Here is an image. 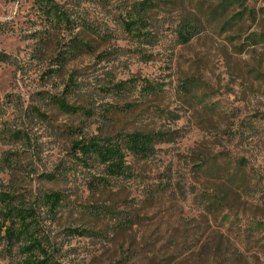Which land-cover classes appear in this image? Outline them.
<instances>
[{"label": "rangeland", "instance_id": "374dc122", "mask_svg": "<svg viewBox=\"0 0 264 264\" xmlns=\"http://www.w3.org/2000/svg\"><path fill=\"white\" fill-rule=\"evenodd\" d=\"M220 1L0 0V264H264V0ZM133 131L119 175L72 146Z\"/></svg>", "mask_w": 264, "mask_h": 264}, {"label": "trees", "instance_id": "16d2710c", "mask_svg": "<svg viewBox=\"0 0 264 264\" xmlns=\"http://www.w3.org/2000/svg\"><path fill=\"white\" fill-rule=\"evenodd\" d=\"M233 1L234 0H221L220 3L217 5V8H222V10H224ZM147 5L148 4L145 3L144 1V2H141L140 6H137V8H135L137 17L135 20L131 21L130 23L131 28L128 29L130 34L137 39L143 38L145 34L141 32H134L133 29L135 30L137 29V27L135 26L138 23L141 24L140 26L144 25L143 23H141L142 22L141 14L147 11V8H148ZM57 16L58 18L60 17L64 19L66 24L69 23V20L67 19V17L63 15V13L60 12ZM232 19L233 17H231L230 20ZM186 35L185 34L181 35L183 41L188 40L191 37L192 33H190L187 36ZM75 42L82 45V42L78 39H76ZM55 102L58 108H60L61 110L65 112L75 114L81 111V106H75V105L68 104L65 98H57ZM84 113L87 114L86 111H84ZM170 136L171 134L167 132H159V131L157 132H142V131L123 132V133L117 134L114 137L116 139H121V144L119 146L110 145L109 137L107 138L94 137V138H88V139L82 138L80 140H74L72 143V146L75 150L81 151L85 157H92V154L98 155L100 162L105 165V168H106L105 172L107 174L115 173L119 175L126 168V165L124 163V152L120 149V146L122 148H126L128 152L132 154L133 156H137V157L143 156L144 157L154 152V145L156 143L168 141L170 140L169 139ZM81 161L86 163V160L81 159ZM224 164L225 163H221V165H218V166L216 165V167L212 169V172L217 173V174L218 173L220 174V172L224 173V178L227 179L226 180L227 182H230L232 184L235 183L237 185L239 184V186L243 184L245 181H247L246 180L247 177H245L244 174L240 175L235 172L229 175V173L226 170H224V168L223 169L221 168V166H223ZM101 182L102 183L105 182V179H102ZM45 195H46L45 196L46 198L51 199L49 200L50 202L53 200V202H55L56 204L60 199H62L60 195L55 197L54 193H45ZM52 196H54V198H52ZM22 213L23 212H16L14 216L16 218H19V216H21ZM25 215L27 216V213L24 214V216ZM27 225H28L27 222L23 223L21 225V228H26ZM0 227H1L0 230L3 231L4 234L8 236V238L10 239L14 238L15 232H13V235H12L11 227L6 225L5 221H3V223L0 224ZM67 230L74 231V229L72 230L69 228ZM74 232H77L78 234L82 235L84 233H88L89 231L80 228V229H75ZM35 250H38V252H42L44 256L48 257V254H46V251L40 246L36 247L35 249L31 248L30 251H28V253L31 254L35 252ZM24 264H53V263L47 262L44 260L35 259V258H30Z\"/></svg>", "mask_w": 264, "mask_h": 264}]
</instances>
